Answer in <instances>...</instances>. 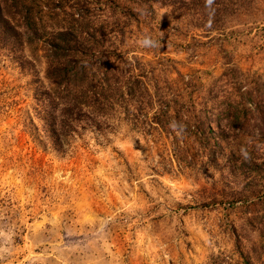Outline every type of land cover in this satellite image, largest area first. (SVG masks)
<instances>
[{"label": "rangeland", "instance_id": "rangeland-1", "mask_svg": "<svg viewBox=\"0 0 264 264\" xmlns=\"http://www.w3.org/2000/svg\"><path fill=\"white\" fill-rule=\"evenodd\" d=\"M28 3L38 34L13 0L22 35L0 29V264H264V0ZM80 12L96 57L148 93L58 149L44 47Z\"/></svg>", "mask_w": 264, "mask_h": 264}, {"label": "trees", "instance_id": "trees-1", "mask_svg": "<svg viewBox=\"0 0 264 264\" xmlns=\"http://www.w3.org/2000/svg\"><path fill=\"white\" fill-rule=\"evenodd\" d=\"M7 1L0 0V29L9 37L19 38L20 30L3 14ZM28 4V0H13L25 29L38 34L37 13ZM70 20L67 27L49 33L44 47L47 77L53 81V87L42 91L41 117L58 149L66 148L80 129L104 134L113 113L122 104L128 108L125 113L135 120L136 113L131 106L137 101L142 103L143 94L148 93V90L144 92L140 76L131 74L125 83L120 80L122 60L96 57L100 51L95 49L93 37L85 29L86 14L75 13ZM158 97L159 112L154 118V126L165 130L166 122L173 118L167 108L171 101L166 96ZM150 102L152 104V98ZM179 122V133L186 130L182 128L184 125L187 130L193 128L197 134H206L197 130L198 126H191L190 121Z\"/></svg>", "mask_w": 264, "mask_h": 264}]
</instances>
